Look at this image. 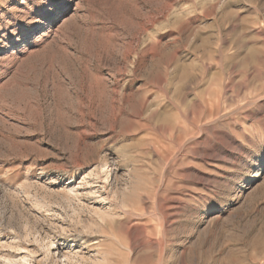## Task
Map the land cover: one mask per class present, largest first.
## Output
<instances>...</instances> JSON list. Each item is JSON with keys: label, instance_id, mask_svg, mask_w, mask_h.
I'll return each instance as SVG.
<instances>
[{"label": "rangeland", "instance_id": "rangeland-1", "mask_svg": "<svg viewBox=\"0 0 264 264\" xmlns=\"http://www.w3.org/2000/svg\"><path fill=\"white\" fill-rule=\"evenodd\" d=\"M0 264H264V0H0Z\"/></svg>", "mask_w": 264, "mask_h": 264}]
</instances>
